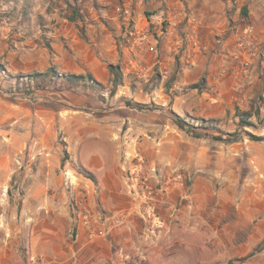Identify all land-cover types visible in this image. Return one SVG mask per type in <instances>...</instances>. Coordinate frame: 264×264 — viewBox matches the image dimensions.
<instances>
[{"label": "rangeland", "instance_id": "374dc122", "mask_svg": "<svg viewBox=\"0 0 264 264\" xmlns=\"http://www.w3.org/2000/svg\"><path fill=\"white\" fill-rule=\"evenodd\" d=\"M209 19L213 40L236 47L222 69L238 88L235 107L213 119L201 79L182 81L192 57L182 51L194 48L184 25ZM173 20L181 49L167 59ZM245 34L257 57L239 46ZM51 67L97 84L25 78ZM253 153L264 155V0H0V264H264V166ZM117 181L119 200L99 202L98 186ZM157 197L205 214L154 213ZM129 202L133 213L122 212Z\"/></svg>", "mask_w": 264, "mask_h": 264}, {"label": "crops", "instance_id": "0c3cea01", "mask_svg": "<svg viewBox=\"0 0 264 264\" xmlns=\"http://www.w3.org/2000/svg\"><path fill=\"white\" fill-rule=\"evenodd\" d=\"M168 8L169 10L173 11H176L177 9V7L173 8L172 6H168ZM173 11L170 12L171 17L172 15H174ZM209 16V18L215 17V15L212 16L211 13ZM171 17H169V20L171 19ZM174 17L175 15L173 16V18ZM189 24H192L193 26L188 27L187 25H184V28H186L184 29V31L187 32L188 30H190L188 38L193 39L194 48L191 47L189 49L188 47L187 49L182 51L184 54L192 56L189 57V60L191 62V68L182 72L183 84H192L197 82L199 79H204L203 86H205V89L202 93V100L206 109V113L204 116L209 117L211 119L222 118L229 110L235 107L233 102L237 99V83L234 82L233 84L234 78H232L231 74L229 75L228 72L224 74L225 70L222 69L229 68L225 67V65L227 66V64H232V59L230 57L228 58L227 53H230L231 51L234 52L236 50V47H232L229 40H218L216 42L213 40L214 36L212 35V32L217 30L215 21H210L209 19L208 21H206V23L203 22V28H199V24H201V21L199 20L189 21ZM223 24L224 23L221 22L218 25L221 28ZM179 30H181L179 24H177V22L174 20L171 21L168 27V32L162 36V41L160 43L161 47L163 48L161 49L163 58L171 59L172 55L174 56L175 54L180 53L179 50L181 49L182 38L181 36L177 35V31ZM198 45L201 46V52L198 51ZM129 49L133 52V54H136V51H134L133 48ZM244 58L245 55L243 54V59ZM232 68L233 74L236 75L235 68ZM237 74L240 75V71ZM247 78L248 76L242 79V81L248 82ZM244 150L245 149L243 148V152ZM251 157H253V164L255 163L256 165H254L256 167L260 164H263L264 166V155L261 154L256 157L253 153ZM55 170V168L45 169L43 171L45 172V176L43 178H38L39 183L43 185L50 184V177L52 173L55 172ZM122 186L123 185L120 181L111 184L99 185L98 187L100 188L101 193V198L99 199V202L115 204L116 201L119 200L120 195L124 194V188H122ZM175 200L171 199V201H168V199L162 197L161 200H159V197H157V202L160 205L154 213H180V215L182 214L188 220L200 217L201 213L205 214V212L198 211L194 209V207H187L188 209L184 210H174L172 209V205H174ZM165 204L167 206L170 204L171 206L165 208ZM146 207L147 208L145 209L144 213H149V205H146ZM120 210L122 212L133 213L135 209H133L132 202H129V205L127 207H122L120 208ZM236 215L245 218L247 221L252 222L253 220L260 217L261 213H236ZM187 223L190 224V221H188Z\"/></svg>", "mask_w": 264, "mask_h": 264}, {"label": "trees", "instance_id": "16d2710c", "mask_svg": "<svg viewBox=\"0 0 264 264\" xmlns=\"http://www.w3.org/2000/svg\"><path fill=\"white\" fill-rule=\"evenodd\" d=\"M243 13H245V12H243ZM107 69L113 77L112 83H113L114 87L121 85V83H122L121 75L122 74H121L120 66L109 64L107 66ZM25 78H27L30 82H34V81L38 82V81H44V80L53 81V79L57 78V79L62 80L63 82H65L68 85H74V86H76L80 83L84 84L85 82H89L91 84H93V83L97 84V82L93 79L92 75H90V74L74 75V74L63 73V72L61 73V72L56 71V69H54L52 67L47 69L44 73H38V72L29 73L25 76ZM203 83H204V79H201V82H199V84L202 85ZM193 88L199 89L198 84L194 85ZM139 106L141 107V105H139ZM235 115H236V117L239 118V122L242 126H245V127L252 126V124L249 123L245 119V117L250 118L251 117L250 114L245 113V112L239 113L237 110H235ZM173 122L180 129L186 130L187 132L193 134L196 137L206 136V134L203 135L201 133L194 132L193 131L194 128H191L186 123V121L182 120L178 116L174 117ZM233 136H234V138H232V139L231 138L230 139H222L220 137H211V138L214 140H217V141H222V142H226V141L234 142L236 140V138H235L236 135H228V137H233ZM88 178L94 182L93 177H88Z\"/></svg>", "mask_w": 264, "mask_h": 264}, {"label": "built area", "instance_id": "2783aa9c", "mask_svg": "<svg viewBox=\"0 0 264 264\" xmlns=\"http://www.w3.org/2000/svg\"><path fill=\"white\" fill-rule=\"evenodd\" d=\"M131 35H136L135 34V29L133 31L130 32ZM143 38H146V35L143 34L141 39ZM130 41V37L126 39V42L128 43ZM154 42H157V39H155ZM239 46H246L248 49V57L249 58H254V57H257V46L256 44L253 42V40L251 39V36L249 34H245V41L240 43ZM144 48H147L150 52H154L155 51V46L153 45H146L145 46L143 45ZM234 58H237V56L235 55ZM248 62L249 61H244L243 64L244 65H248Z\"/></svg>", "mask_w": 264, "mask_h": 264}]
</instances>
